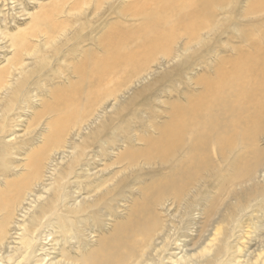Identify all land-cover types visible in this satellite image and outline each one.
Instances as JSON below:
<instances>
[{
  "label": "bare ground",
  "instance_id": "obj_1",
  "mask_svg": "<svg viewBox=\"0 0 264 264\" xmlns=\"http://www.w3.org/2000/svg\"><path fill=\"white\" fill-rule=\"evenodd\" d=\"M165 1L166 0H132L130 6L131 8L128 9L132 14L129 13V15H127L129 16V18H131L130 16H132V21L134 22H131L132 24L129 23L128 25L126 24V27H124L122 23V30L124 31H121V34L119 35H117V32H115V34H112L110 38L115 39L117 36L118 41L122 43L123 37L126 36V44L127 42H131L133 40L134 42H138V40L140 41L142 38L143 40L140 44L138 43L134 49L129 50V52H126L127 50L121 51V49V52H118L119 54H117L116 56H111L108 62L101 65L99 63H97V65H94L95 67L100 68L98 69V73L100 72V77H102V80L100 81L102 87H98L96 91L93 90L94 92L91 91L90 98H94V101H92L91 99V104H89V106H86L88 107V109L86 110L85 117L82 118L84 114L80 115L78 118V121H80V119L82 118L80 122H76L74 119H70L74 126H76L78 123L79 127L77 129L71 130L68 139H65L63 141L65 145L64 149L61 151V160L59 161V163L63 164V161L66 158H70V169H73V167H75V158L72 159L76 155H74L75 149H77L78 147H82V149L79 148V150L80 152H82L81 150H83L82 153H85L84 151L87 150L88 147L80 145V140H82L83 137L82 131H88V136H84L85 144H94L97 142V140H94L98 131H92V127L97 125L96 123L105 114V112L107 111H105V109L110 108L113 113L115 112L116 115L121 116L123 113L125 114L126 110L130 107L131 104H134L133 102H136V99L138 97L147 92L153 91V86L156 85L159 80L162 79L163 81L165 79L171 85L170 82L172 80L168 79H170L173 74H175V71H177L176 76L178 75L179 78H182L184 76L189 77V73L193 71L198 64H206V68L201 66L202 71L200 70V72H196L194 70L196 73L194 74V76L189 77V80L187 81L190 83H188L189 87L177 90L178 92L175 99L172 98L173 100H168L166 98V95L159 97L156 94H153L150 97L154 101L159 102V104L161 103L167 105L163 111L152 108L151 117L159 118L161 117V114L166 115L161 122H157L154 119H147L144 116L145 114L142 112V110H139V121H137L143 127V133H145V136L143 135V137H139L136 136V133L134 134L132 131H128L129 136L127 138L132 140V143H134L136 140H142L145 142L144 145H146L147 147L146 152L143 153V151H141L142 153H139L142 157L141 163H139L137 161V158L133 156L134 151L125 152L121 154L122 157L121 155L120 157H118L119 160L117 162H122L123 164H125V166L120 170H117L116 173L109 172L110 174H108L107 177L102 176V174L104 175L102 170H99V172H101L102 174L95 172V170L94 172H92V168L90 167L92 161H85L86 163L82 164L80 168V173H74L73 171H69V169H66L64 171L62 170L63 172H58V176L60 177L59 178L55 175L57 168L56 166L58 165L54 162L57 159L52 160L51 157V160H49V158L44 159L45 162L40 165H38L37 163L33 164L31 162L32 164L30 163L29 168L26 169L31 168L32 172L24 174L22 176L19 175L21 177H18L17 179L21 181L15 180L14 178L15 183L17 181L16 184H14L12 181L5 182L8 177L5 178V181H3L2 179V182H5L6 186L9 185L10 187H12V185L14 184V189H7L8 187H6L4 188V194L0 192L2 193L0 194V252H2L3 249V252H6V255H4L6 263L0 262V264H19V262H17L16 260L17 257H22L25 263H30L31 258L35 256V253L38 252L36 247L37 244L42 241V244L40 243V250H46V245L45 242L43 243V241L47 240L50 235H53V233L58 234L59 232L66 237L69 234V238L75 237L78 234H82L80 233L81 228H79V226L77 225L78 221L76 222L74 217L76 216V214L86 213L94 207L109 210L108 213H104L103 215L107 216V218L110 217L111 235L109 237L101 235L99 237V241L97 242L98 247H94L90 252L87 251L88 253L86 251L85 253H83V247H79L81 243L80 240H78L76 242V244L78 245L75 246H77L78 250H76L80 252V256L77 258V260L66 257L68 256V254H66V246L61 248L59 247L62 258L48 261V263L50 262V264H61L63 262V264H171L168 263L169 261L167 260L172 259V264H227L225 262V258L230 253L229 250L231 248V245L228 244V240L222 238L220 240L221 245L217 247V249H209V246H200L199 242L202 241L200 242V244H207L208 242L204 243L205 241L203 240L208 239V234L211 233L210 231L220 226L217 224H220L224 221L226 222V219L228 222V220L233 217V214L235 212H232V201H235L232 204L234 205V210L240 212V215L242 216H247L249 214L246 211L252 206V202L259 201V204H254V207H258L257 209L260 208V219L263 220L261 228L264 231V183L260 184L262 181H264V0H248L246 7L243 8V10L239 5L235 7L233 4V0H194V3L192 4L183 0L187 3V5L183 3L175 4L170 2L171 0H169L166 1L165 4H163L164 6H166V9H164V12H166V14L163 17H153L150 9H154V7L162 5V3H164ZM224 2L226 4H224ZM239 3L237 2V4ZM232 8L234 9V12ZM143 9H147L146 12H148L149 10V13L143 14ZM217 9L224 10L225 14L229 13V16H220V14L216 11ZM126 11H124L125 13L123 12L124 15L126 14ZM154 11L157 12V10ZM232 13H234L233 17L230 16L232 15ZM140 16L143 17L142 21L141 23L136 25L135 20H137V18L140 19ZM174 19L177 20L178 26L180 23L181 26L185 29L183 31L185 32L183 33V35H178L177 32L174 31L173 25L169 26V24H171ZM152 20L156 23L152 22ZM240 22L244 23H241L240 25ZM160 26H165V28L163 27V29L169 30H162L163 32L159 31V33L156 32V29L160 28ZM54 28L56 31V27ZM153 30L156 33H151L153 32ZM55 31L52 32L54 33ZM107 31L109 32V28L108 30L106 29L105 33ZM150 33L151 35L149 36L148 34ZM184 34H187V36L185 35V40L183 38ZM223 34H226L227 38H225L228 40V42H239L242 44L238 46L232 45L231 47H229V45L227 48H229L230 52L232 53L228 52V54L226 53L225 55H220L221 51L220 49H218V47L221 45L222 41L223 43H225V41L223 40ZM101 35V39L104 40L105 37H103V34ZM104 35H106V38H108L107 34ZM144 36L146 37L145 39ZM51 38H53V36ZM94 38L95 40L97 39L96 37ZM98 39L101 40L100 38ZM109 42L110 41H108V45ZM164 43L168 47L169 52H167L166 56H163V58L161 57L160 59H156L154 56H156L155 54L158 50L159 52L163 51ZM48 44L49 43H47V45ZM225 44L228 45V43ZM111 45L114 46L115 44ZM108 47L104 46V49L107 48L106 50H108ZM194 47L197 48L194 54H192L194 56H197V59H195V61L193 60L192 62H190L189 60L182 59L181 62H178L175 65V67L173 66L174 68L172 75L164 72L159 76V78H156L157 80L154 81V85H151V83L148 82V85L146 84V86H142L136 93L133 94V96H130L129 99L126 100V103H121V99L126 98L125 95H128L134 91L135 85L139 84L138 86H141L140 83L144 81L147 76L155 73L153 65L158 67L162 66V64L164 63L170 64V62H172L174 59L183 56V53H187L191 49L194 50ZM44 52H46V50ZM204 55H208L209 58L208 56ZM19 56H21V54ZM108 56H110V54ZM84 57L86 58V56ZM93 58L95 59V57ZM104 58H106V56H104ZM20 65L24 66L25 64L22 62ZM85 67L86 65H82L72 72L75 74L78 73L75 75L76 77L78 75L80 78H83L86 74ZM21 70L24 69L22 68ZM24 73L25 75L27 74L26 72ZM19 75H21V72ZM67 79H69V76L67 77ZM93 80L94 82L96 81V79ZM5 81L7 82V78L0 83H5ZM97 84H94V86ZM6 85L8 87L10 85L12 86V84L7 83ZM14 85L15 84L13 83V86ZM170 85L168 86L170 87ZM13 89L15 90V87ZM14 99L16 98L14 97ZM13 103L14 102L12 101L11 105ZM78 103L75 102L76 106H78ZM84 104L86 105V102ZM8 105L9 104H7L6 106ZM71 105L72 103H70V106ZM115 108H118V110L114 111ZM23 111H25V108ZM80 111H83V109ZM2 112H5V110H2ZM57 112L58 111H56V113ZM49 115L51 114L49 113ZM75 118H77V113L75 115ZM45 119L47 118H44V120ZM254 125L258 126V128L253 129ZM133 131L137 132L138 130ZM246 136H249L250 138L254 137L252 142L255 140H258V142H260L259 146L258 144L257 146H255V151L252 153V156L250 158L246 154L238 153L239 149L246 150L252 145V143H249V141L246 140ZM110 137H112V133ZM121 137L123 138V136ZM107 139H101L100 144H98L99 146H97L101 147V149L103 150L108 144ZM117 140L123 142V140H120L119 137H117ZM57 143H60V136L57 140ZM108 153L110 154V151ZM81 155L82 154L79 153V155L76 156ZM0 157L4 158L3 156H1V154ZM35 161L42 162L43 160H40V158L36 157ZM53 163L56 166H53ZM5 164L7 163L5 162ZM145 166L149 167L151 171L146 174L145 172H142V174H138L136 176V179L134 178L136 182L138 181V183L143 187L142 189H140L139 193L141 194L140 196L143 198L144 202H140L139 199L136 198L135 203H133L134 200H131L132 205L130 207H126V204H129V200L121 198L123 195H120L118 198H116V203L110 205V201L112 200L110 195H116L123 191L125 188V186L122 184L125 175L122 173L125 172L126 174V170H135V172L137 173V170L141 169V171H143V168ZM16 167L18 166L16 165ZM68 167L66 166V168ZM13 168H11L10 170H12ZM16 169L14 168V170ZM2 170H4V168ZM156 175L159 176V178H157L158 180L155 179ZM91 176H93V178L83 184L84 179ZM72 178H74L75 180H81L83 187L92 185L97 181L98 183L96 186L92 187L93 189L90 190L87 196L81 195V188L79 189V187L77 186L78 184H76V187L74 186L76 190H71L78 193V195L73 194L72 196L70 194L71 196H68L67 193L70 192L68 191V189L71 187H67L68 184L64 186L63 184L65 183H63V181L67 179V182L69 183ZM151 179H154V183H152L153 185L146 187L142 185L145 181ZM33 187L39 188L36 189V191L40 190L41 192H44V194H41V192L39 193L38 191L35 192V188ZM5 189H7V191ZM10 192H12V194H10ZM47 192H53V194L50 193L49 196H46L45 194ZM8 194L11 195L10 198H7ZM94 196H96V198L92 201ZM67 198L72 200L67 201ZM29 199L33 200V203L35 204L34 206L38 209V211L36 209L35 211L32 210L31 212V208L29 209L25 206V203H27ZM87 199L89 203H85ZM90 212H92V210ZM100 217H98V222H101ZM197 217H199L200 220H198ZM44 218L46 220L42 221ZM79 218L80 217H78V219ZM239 218L240 217H238V220ZM81 219L82 220H79V222L83 223L84 218ZM232 221L233 220H231V222L229 221L230 223H228L231 224ZM224 223L222 225L225 226L226 223ZM255 223L256 222H254V224ZM81 225L82 224H80V226ZM189 226H195L194 228H196L197 235H195L196 237L194 240H192L191 244H182V247L183 245L184 247H187V249H185V253H178L176 254L175 258L166 255V252L170 249L169 246H172L173 244L172 242H175L176 244L177 240L182 239L179 238L181 234L178 235V237L175 239L173 238V236L175 234H179V232L181 231H186ZM231 226H234V224ZM41 227H43V229L45 228L44 230L48 229L49 233H45V231H41L38 233L37 230ZM87 227L92 228L90 227V225ZM11 229H13L14 232L16 230L18 231V241H16L18 242V244H16L15 246L10 245L12 240L10 241L8 238L10 236L11 239L13 235L11 233ZM187 232L189 231H186V233ZM215 233L216 231H214V233L212 234H214L215 236ZM229 233H232V229L229 231ZM224 237H226L225 234ZM62 239L65 240L66 238L64 237ZM183 240L187 239L184 238ZM50 241V244L53 243V246L62 245L60 244V242L58 243V239L55 236L51 237ZM259 246H261V248L259 249L260 252L257 254L256 259L259 260V263L248 261L247 264H264V252H262L264 251V239L259 242ZM72 248L73 247H71V249ZM57 252L55 251V254H57ZM44 254H46L48 257L47 253ZM195 256L199 260L195 259V261H191ZM40 258V260H44L43 256H41ZM240 262L243 263L242 261Z\"/></svg>",
  "mask_w": 264,
  "mask_h": 264
},
{
  "label": "rangeland",
  "instance_id": "obj_2",
  "mask_svg": "<svg viewBox=\"0 0 264 264\" xmlns=\"http://www.w3.org/2000/svg\"><path fill=\"white\" fill-rule=\"evenodd\" d=\"M127 1L128 0H0V71H1L0 72V82L6 80V78H7V82L5 81V83H0V87L2 89V90L0 89V91H1L0 92V100H1L0 101V125H1L0 126V154H1V156L4 157V158L0 157V161L2 162V163L0 162L1 163L0 166L2 164H4L0 167V172H1V174H0V192H2L3 194L5 193L4 188H6V187H8L7 189H9V188L14 189L13 185L17 183V181L15 183V180H18L17 179L18 177H21L24 174L32 172L31 168L26 169V168H29L31 162L33 164L37 163L38 165H40V164H43V162H45L44 159H46V158H49V160H51V157H52V160L57 159L54 163H57L58 166H56L53 163V166L57 167L56 168V174H55L56 177L58 176V172H63L66 169H69V171H73L74 173L75 172L80 173V168H81L82 164L86 163L87 161H92L91 166H90L92 168L91 169L92 172H94V170H95V172L101 173V172H99V170H102L104 173V175L101 173L102 176L107 177L108 174L114 173V172L116 173L117 170H120L121 168H123L125 166V164H123L122 162L117 163L119 160L118 157H120V155L125 153V152H133L134 151L133 156L137 158V161L139 163H141L142 157L140 156L139 153H142L141 151H143V153L146 152L147 147H146V145H144L145 142L142 140L141 141L136 140L134 143H132V140L127 138L129 136L128 131H132L134 134L136 133V136H139V137H141V136L143 137V135L145 136V133H143V127L138 122L139 121V118H138L139 110L140 111L142 110V112L145 114L144 116L147 119H154L157 122H161L162 119H164L166 115L161 114V117H159L160 119L158 117H155V118L151 117L152 116V108L153 109L156 108L159 111L160 110L163 111L167 105L161 104V103L159 104V102L154 101L150 97L153 94H156L159 97L166 95V98L168 100H173L172 98L175 99L177 92H178L177 90L189 87L190 83L187 82L189 80V77L194 76V74L196 72H200V70L202 68L201 66L206 68V64H203V63L198 64L194 68V70L196 72L194 70L191 71L189 73V77L184 76L182 78H179L178 75L176 76L177 71H175V74L172 73L175 65L178 62H181L182 59L189 60L190 62H192L193 60L195 61V59H197V56L192 55V54H194L195 50L197 49L196 47H194L195 48L194 50L191 49L187 53H183L182 54L183 56H181L182 58L180 57V58L174 59L172 62H170V64L164 63V64H162V66H158V67L153 65L155 73H152L149 76H147V78L140 83L141 86H138L139 84L135 85L134 91L131 92L130 94H128L129 96L125 95L126 98H122L121 103H126V100L129 99L130 96H133V94L136 93L142 86H146V84L148 85V82L151 83V85H152L154 83V81L157 80L156 78L157 77L159 78V76L162 75L164 72L169 73L171 75L173 74V76L170 79H168V80H172L170 82L171 85L165 79L163 81H162V79L159 80L156 85L153 84L154 85L153 86L154 88L152 89L153 91L147 92V93L143 94L142 96L138 97L136 99V102H133L134 104L130 105V107L125 112L126 115L124 113L121 116L116 115V113L115 112L113 113V111H111L110 108L105 109V111L106 110L107 111L101 117V119L96 123L98 126L95 125L92 127V131H95V130L98 131L96 134V138L94 140V141L97 140V142L94 144H87V143L85 144L84 143L85 142L84 136H88V134H87L88 131L87 130L82 131L83 132V134H82L83 135V137H82L83 141L80 140V145L88 146L87 150L84 151L86 154L82 153L83 150H81L82 152H80L79 148L82 149V147H78L77 149H75L74 155L75 154L79 155V153H80V154H82L81 156H83V157L75 155L72 158V159L75 158V161H74L75 167H73V169H70V166H69L70 158H68V159L66 158L63 161V164H60L59 161L61 160V158H60L61 151L64 149V145H65L63 143V141L65 139H68V136H69V133L71 132V130L77 129L79 127L78 123L76 126H74L72 124V122L70 121V119H74L76 122H80L82 120V118L85 117L86 110L88 109V107H86V106H89V104H91V102L94 101V98H90L91 97V95H90L91 91L94 92L97 90L98 87L99 88L102 87V84H100L102 77H100V74H99L100 72L98 73V69H100V68H97L94 65H97V63H99L101 65V64L108 62L111 56H116L117 54H119L123 50H125V51L127 50L126 52H129V50L134 49L136 47V45L138 43L140 44L141 41L143 40V38L140 41L138 40V42H136V41L134 42V40H133L131 42H127V44H126V39H125L126 36L123 37L122 43H120L118 41L117 36L115 39L110 38V36L112 34L114 35L115 32H117V35L121 34V31H124V30H122L123 25H124V27H126V24L128 25L129 23L134 22V21H132V16H130L131 18H129V16H128L129 13L132 14L131 11L128 10L131 8L130 6L132 3V0H129L128 2ZM166 1H169V0H166ZM166 1L164 3H162V5L154 7V9H150V12L153 15L152 14H149V15H152L153 17H163L166 14V12H164V9H166L165 8L166 6L163 5L166 3ZM184 1L189 2L190 4L194 3V0H189V1L184 0ZM184 1L183 0H180V1L179 0H174V1L171 0L170 2L175 3V4L176 3H183V4L187 5V3ZM245 1H246V3H245ZM237 2L238 3L240 2V3L237 4ZM247 2H248V0H243V2H242V0H239V1L233 0L234 6L235 7H237V5L241 6L242 10H243V8L246 7ZM235 3H236V5H235ZM127 4H128V6H127ZM224 4H226V3L224 2ZM241 4H243V5H241ZM158 9H160V10H158ZM185 9H188V8H185ZM146 10L147 9H143V14L149 13V10H148V12H146ZM154 10H157V12ZM121 11H122V13H121ZM124 11H126L125 15H124V13H125ZM216 11H217V13L220 14V16H223V15L229 16V13L225 14L224 10L217 9ZM233 12H234V9H233ZM233 14L234 13H232V15H230V16L233 17ZM111 15H113V16H111ZM225 16H223V17H225ZM138 18H139V16H138ZM138 18H137V20H135L136 25L141 23L143 17L140 16V19H138ZM128 19H130V20H128ZM156 19H158V18H156ZM152 22H154V21L152 20ZM122 23H123V25H122ZM154 23H156V22H154ZM241 23L243 24L244 22H240V25H241ZM170 25H173L174 31H176L178 35H183V33H185V32H183L185 29L181 26L180 23L178 26L177 20L174 19V21L171 24H169V26ZM47 27L50 29H48ZM54 27H56V31H55ZM112 27L113 28L116 27V28L113 29ZM119 27H120V29H119ZM163 27L165 28V26H162V27L160 26V28H157L156 32L159 33V31L163 32L162 30H164V31L169 30V29L165 30V29H163ZM52 28H54V29H52ZM108 28H109V32L107 31L105 33L106 29L108 30ZM154 30L151 33H154L155 32ZM52 31H55V32L53 33ZM58 32H60V33H58ZM100 33L103 34V37H105L104 38L105 43H104V40L101 39L102 35ZM151 33L148 35L150 36ZM104 34H107L108 38H106V35H104ZM100 35H101V37H100ZM185 35L187 36V34H184V36H183L184 40L186 38ZM52 36H53V38H51ZM91 36H93V37H91ZM223 36H224L223 40L225 41V43H228V45L223 43V41L221 42V45L218 47V49H220V51H221L220 55L221 54L225 55L226 53L228 54V52L232 53V52H230V49L227 48L229 45H230L229 47H231L232 45L238 46V45L242 44L239 42L238 43L228 42V40L226 39L227 38L226 34H223ZM54 37H55V39H54ZM94 37H96L97 39L95 40ZM146 37H147V35H146ZM146 37L144 36V39ZM47 38L51 39V40H48ZM98 38H100L101 40H99ZM56 39H58V40H56ZM106 41H107V43H106ZM108 41H110L109 45H108ZM95 42H97V43H95ZM47 43H49V44L47 45ZM110 43L113 45L115 44L116 46L115 45L112 46ZM45 44H46V46H45ZM57 44L59 47L57 46ZM97 45H100V46H97ZM127 45H129V46H127ZM104 46L108 47V50H106L107 48L104 49ZM21 47H23V48H21ZM113 47H114V49H113ZM73 48H74V50H73ZM164 49H165V51H164ZM164 49H163V51H160V52L158 50L155 54L157 57L156 56H154V57L156 59L157 58L160 59L161 57L163 58V56H166V53L169 52V49L165 45V43H164ZM28 50H29V52H28ZM45 50H46V52H44ZM20 54H21V56H19ZM109 54H110V56H108ZM204 54H206V53H204ZM159 55H161V56H159ZM84 56H86V58ZM91 56H92L93 60L91 59ZM104 56H106V58H104ZM204 56H208V55H204ZM93 57H95V59ZM77 58L78 59L80 58L79 61ZM208 58H209V56H208ZM89 59H91V60H89ZM87 60H88V62H87ZM60 61H62V62H60ZM20 62L21 63L23 62L25 65L21 66ZM82 65H86V67H85L86 68L85 69L86 74L84 75L83 78H80L78 75L76 77L75 75L78 73L75 74L72 71L76 70L77 68L81 67ZM89 65H91V66H89ZM68 67H69V70H68ZM90 67L92 70L90 69ZM22 68L24 70H21ZM161 69L165 70V71H162ZM22 71L26 72L27 74L25 75V73ZM20 72H21V75H23V76L19 75ZM63 72H65V73H63ZM55 73H56V76H55ZM89 73H91V74H89ZM155 74H156V77H155ZM12 75H13V77H12ZM65 76H66V78H65ZM68 76H69V79H67ZM23 78H25V79H23ZM93 79H96V81L94 82ZM8 80L10 81V83ZM163 82L168 83V84H164ZM183 82H184V84H183ZM6 83L12 84V86L10 85L8 87L6 85ZM13 83L15 84L14 86H13ZM89 83H91V84H89ZM174 83H176V84H174ZM68 84H69V86H68ZM94 84H97V85L94 86ZM46 85L48 86V88ZM166 85H167V87H166ZM168 85H170V87ZM2 86H3V88H2ZM14 87H15V90L13 89ZM90 87L92 90L90 89ZM48 89H50L51 91ZM56 89H58V90H56ZM66 89H67V91H66ZM4 90H6V91H4ZM11 90L14 92H12ZM52 90H54V91H52ZM68 90H69V92H68ZM86 93H88V94H86ZM168 93H170V94H168ZM11 94H12V96H11ZM16 94H17V96H16ZM64 95H66V96H64ZM37 96L42 97V98H39ZM14 97L16 99H14ZM83 97H85V98H83ZM63 99H66V100H63ZM91 99H92V101H91ZM12 101L14 103L11 105ZM80 101L82 104L80 103ZM84 101L86 102V105L84 104L85 103ZM75 102L76 103L79 102L78 106H76ZM70 103H72L71 106H70ZM7 104H9L8 105L9 107L6 106ZM74 105H75V107H74ZM68 106H69V108H68ZM85 107H86V109H85ZM24 108H25V111H23ZM45 108L47 111L45 110ZM1 109L3 111L5 110V112H2ZM82 109H83V111H80ZM117 110H118V108L114 109V111H117ZM52 111H53V113H52ZM56 111H58V112L56 113ZM49 113L51 115H49ZM76 113H77V118H75ZM83 114H84V116L80 119V121H78L79 116L83 115ZM44 118H47V119L44 120ZM62 119H64V120H62ZM57 123H58V125H57ZM63 124H65V125H63ZM59 125H61V126H59ZM119 126H122V127H119ZM53 127H55V128H53ZM257 128H258V126H256V125L253 126V129H257ZM2 130H3V132H2ZM133 130H136V131L138 130V131L135 132ZM109 131H110V133H109ZM113 131H115V132H113ZM111 133H112V137H110ZM138 133H140V134H138ZM100 134H101V136H100ZM113 134H114V136H113ZM59 136H60V143L58 144L57 140H58ZM121 136H123V138ZM117 137H119L120 140H123V142L117 140ZM104 138H106V139L108 138L107 139L108 144L105 146L106 150H105V148L102 150L101 147H98L99 146L98 144H100L101 139H104ZM131 139H134V138H131ZM253 139H254V137L250 138L249 136H246V140H248L249 143H252V145H251V147L247 148L246 150L245 149L244 150L239 149L238 153L246 154L250 158L252 156V153L255 151V149H254L255 146H257V144H258V146L260 145V142H258V140H255L252 142ZM124 145H126V146H124ZM116 147H118V148H116ZM260 147H262V146H260ZM88 149H90V150H88ZM96 149L100 150L101 152L96 150ZM123 150H124V152H123ZM97 151L100 152L101 155ZM105 151L107 152V155H106ZM109 151H110V154L108 153ZM52 154H54V155H52ZM84 154L86 157L84 156ZM88 154H91V155H88ZM92 155H93V157H92ZM36 157L40 158V160H43V161L42 162H36L35 161ZM121 157H122V155H121ZM4 161L7 164H5ZM76 162H78V163H76ZM9 164H11V165H9ZM8 165L11 167H9ZM16 165L18 167H16ZM65 165L67 167L68 166L69 167L66 168ZM12 166L15 169L17 168L18 170L17 169L14 170V168ZM3 168L5 171L2 170ZM11 168H13L12 169L13 171L10 170ZM61 168H63V169H61ZM102 168H104V169H102ZM106 169H107V171H106ZM140 171H141V169L137 170V173H136L135 170L134 171L126 170V174H125V172L122 173L125 175L124 179L122 181V184L125 186V188L123 191H121L120 193H118L116 195L115 194L110 195V197L112 198V200L110 201V205L115 204L116 198H118L120 195H123L121 198L129 200V204L127 203L126 207H130L132 205L131 200L132 201L134 200L133 203H135L136 198H138L140 202H144L143 198L140 196L141 194L139 193L140 189H142L143 187L138 183V181L136 182L135 179H136V176L138 174H142V172H145V174H146V173H149V171H151V170L149 167L145 166L143 168V171H141V172ZM127 173L128 174L130 173L129 174L130 176ZM105 174H107V175H105ZM131 174H133V175H131ZM134 174H136V175H134ZM19 175H21V176H19ZM5 178H7L6 181H5ZM14 178H15V180H14ZM92 178H93V176H91L89 178H85L83 184H85V182H88ZM157 178H159V176L156 175L155 179H157ZM2 179L5 182L12 181L14 184L12 185V187H10L9 185L6 186L5 182H2ZM126 180L127 181L130 180V181L127 182ZM18 181H21V180H18ZM1 183H3L4 185ZM63 183H65V184H63L64 186H66L68 184L67 187H69V186L71 187V188H69L70 190L68 189V191H70L67 193L68 196L70 194L72 196H73V194L78 195V193L72 191L73 189L76 190V188H75L76 184H78L77 186L79 187V189L81 188L80 189V192L82 193L81 195L87 196V194L90 192V190L93 189L92 187L97 185L98 181L93 183L92 185H87L85 187H83L81 180H75L74 178H72L69 183L67 182V179L65 181H63ZM152 183H154V179L145 181L144 184H142V185L146 187V186L153 185ZM263 183H264V181H262L260 184H263ZM33 188H35V187H33ZM7 189H5V190L7 191ZM36 189H39V188L36 187L34 189L35 192H37V191L39 193L41 192L40 190L36 191ZM54 189H55V187H54ZM54 189H52V190H54ZM1 190H3V191H1ZM53 192H47L48 194L46 193L45 195L49 196L50 193L53 194ZM2 193H0V194H2ZM42 193L44 194V192H41V194ZM10 194H12V192H10ZM10 194H8L7 198L11 197ZM96 196H94L93 199L92 198H90V199H92V201H93L96 198ZM68 200H70V199L67 198V201ZM234 202L235 201L231 202V206H232L233 210H234V208H233L234 205H232V204ZM85 203H89L88 199ZM254 204L258 205L259 201L252 202L251 207L253 210L251 209V207L249 209H247L246 212L249 213L247 216H242V215H240V212L232 210V212H235V213L233 214V217L228 220V222L229 221L231 222V220H233L232 223L234 222L233 223L234 226H231L233 224L232 223L229 224L230 222L228 223L227 219H226L227 223L224 221L226 223V225H225L226 227L224 225H222L224 222L217 224L220 226H218L215 229H213L212 231H210L211 233L208 234V239L203 240V241H205L204 243H207V242L208 243L204 245V244H200V242H202V241H200L199 245L200 246H209V249H217V247H219L221 245L220 240L222 238H224V239L228 240V244L231 245L230 246L231 248L229 250L230 253L228 252L229 254L227 253L228 256L225 258V260H226L225 262L227 264H238V263H241L240 261L243 262L241 264H247L248 261H250V262L253 261V262L259 263V260H256V259H257V254L260 252L259 249L261 248V246H259V242L262 239H264L263 238L264 237V231L261 228V225L263 224V220L260 219L261 218V215L259 213V212H261L259 210L260 208L257 209L258 207H254ZM34 205L35 204L33 203V200H31V199H29L27 201V203H25L26 207H28L29 209L31 208V212H32V210L35 211L37 209V208H35ZM91 210H92V212H90ZM37 211H38V209H37ZM97 212H98V216H97ZM108 212H109V210H106L104 208L100 209L99 207H94L93 209H90L86 213L76 214V216L74 215L75 216L74 219L76 220V222L78 221L77 225L79 226V228H81L82 231L80 230V233H82V234H78L75 237L69 238V236H70L69 234L66 237L63 234H60L59 232H58V234L53 233V235H50L47 240L43 241V243L45 242L46 250H40V248H41L40 243L42 244V241H40V243L37 244L36 247H37L38 252L36 251L37 253H35V256L31 258L30 263H25V261L22 259V257H20V258L17 257L16 258L17 262H19V264H43V263L44 264H50V262L48 263V261L55 260L58 258H62L61 251H59V250L61 247H64V246L67 247L66 248V254H68V256H66V257L67 258L70 257L71 259L77 260V258L80 256L79 255L80 252L77 251L78 248H77V246H75V245H78V244H76V242L78 240H80V243H81L79 247L82 246L83 247V253H85V251L90 252L94 247L97 246V242L99 241V237L101 235H104L105 237H109L111 235L110 217L107 218V216L103 215L104 213H108ZM126 212H124V213H126ZM237 216L240 217L239 220H238ZM78 217H80V218L78 219ZM98 217H100L101 222H98ZM236 217H237V221H236ZM81 218H84L83 223L79 222V220L80 221L82 220ZM197 219L200 220L199 217H197ZM45 220L46 219L44 218L42 221H45ZM122 221H126V220H122ZM254 222H256V223L254 224ZM80 224H82V225L80 226ZM86 224H87V226L90 225V227H92L93 229L87 227ZM243 225H245V226H243ZM249 225H250V227H249ZM194 227L195 226H192V227L189 226V228L186 230V231H189L187 233L184 230V231L179 232V234H175L174 236L172 235L173 238L175 239L178 237V235L181 234L179 236V238H182V239L178 238L179 240L176 241L177 245L175 244V242H172L173 247L169 246L170 249H169V251L166 252V255H168L169 257L175 258L176 254L181 253V252L185 253V249H187V247H184V245L185 244H191L192 240H194L196 237L195 235H197L196 228H194ZM190 228L192 231L190 230ZM218 228H219V230H218ZM227 228L230 230L232 229V233H229L230 230H228ZM243 228L246 230H244ZM44 229H43V227H41L37 231H38V233L41 231H45V233H49L48 229H46V230H44ZM235 229L237 230V232ZM11 231H12L11 233L13 235L10 234V235H12V237H11V239H10V236L8 238L10 241L12 240L10 245L15 246L16 244H18V242H16V241H18L17 240L18 231L16 230L14 232L13 229H11ZM214 231H216L215 236H214V234H212V233H214ZM261 231H263V232H261ZM223 233L228 238L224 237ZM221 234L223 235V237ZM226 234H229V235H226ZM53 236L57 237L58 243L60 242V244H62V245H60V246L57 245L58 246L57 247V246H53V243L50 244L51 243L50 239ZM61 237L62 238L65 237L66 239L63 240ZM209 237L211 240L209 239ZM67 238H69L70 240H73V241H70ZM184 238L187 240H183ZM218 239H219V241H218ZM61 240H63V241H61ZM48 241H49V243H48ZM67 241H69V242H67ZM241 241H243V242H241ZM180 242H181V244H180ZM215 242H216V244H215ZM182 244H184L183 247H182ZM70 245H72V246H70ZM210 245H212V246H210ZM214 245L216 246V248ZM51 246H53L54 248ZM237 246H239V247H237ZM71 247H73V248L71 249ZM56 248H58V249H56ZM53 249H54V251H53ZM237 249H239L240 251ZM57 250H58V252H57ZM3 251H4V249L2 250V252H0V255H1L0 262H5V256L4 255H6V252H3ZM55 251L57 252V254H55ZM262 252H264V251H262ZM44 253H47L48 257ZM187 254H192V253H187ZM41 256H43L44 260H40ZM49 258H51V259H49ZM195 259L199 260L195 256L194 259L191 261H195ZM231 259H232V261H231ZM240 259H242V260H240ZM42 261H43V263H42ZM167 261H169L168 263L172 264V259H168ZM61 264H63V262Z\"/></svg>",
  "mask_w": 264,
  "mask_h": 264
}]
</instances>
